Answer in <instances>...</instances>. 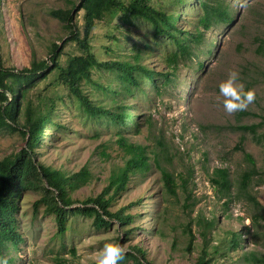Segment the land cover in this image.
<instances>
[{"label":"rangeland","instance_id":"rangeland-1","mask_svg":"<svg viewBox=\"0 0 264 264\" xmlns=\"http://www.w3.org/2000/svg\"><path fill=\"white\" fill-rule=\"evenodd\" d=\"M79 1L0 0V55L5 66L21 70L33 62L51 63L55 44L63 48L67 43V51L79 54L78 45L66 41L70 30L53 13L69 9L73 4L77 6ZM151 2L181 12L183 18L178 24L190 30L196 27L203 13L196 0ZM224 2L232 21L216 24L205 33L204 43L194 48L197 56L181 62L174 83L166 87L162 83L161 95H155L154 85L149 83L148 97L137 90L127 100V104L137 105V113L150 122L137 135L128 125L123 130L125 136L152 148L158 145L157 140H162L168 156L164 164L178 183L180 173L186 174L189 167L194 170L187 192L178 189L177 197L169 195L153 165L146 174L133 175L113 209L144 199L131 210L140 214L131 227L139 225V228L126 239L124 228H119L115 221L109 228L97 229L92 218L82 216H71L67 231L60 235L54 217L44 213L43 205L35 206L41 193L27 190L19 200L16 214L23 240L17 247L8 243L0 250V256L6 257L8 264H55L60 256L68 264H91L109 242L120 243L126 252L138 246L153 264H195L204 252L209 264H264V144L257 139L264 131V0ZM82 15L75 12L73 22L81 30ZM117 22L120 20L116 15L112 24L99 23L91 32L89 38L96 55L100 59L108 57L104 48L112 45L108 32H124L129 38L121 39L125 44L121 55H132L130 47L135 40L139 44L149 42L152 49L144 62L164 71L165 59L174 49L169 40L155 38L150 24L135 21L130 30L124 26L116 31ZM230 69L238 71L245 89L255 92V99L247 108L233 113L224 111V98L218 90ZM92 79L102 84L113 82L115 86L119 83L105 70H95ZM52 80L40 82L37 88L40 94L57 102L59 111L54 120L67 125V130L59 127L54 134L52 127L58 125L46 127L48 136L44 137L37 158L67 175L88 167L94 177L73 192V197L97 196L107 185L112 170L125 162V152L117 143V134L122 129L106 117L88 116L78 100L62 84H50ZM83 89L95 103L105 100L94 82L84 81ZM250 125L258 126L256 135L238 129ZM241 141L243 149L237 147ZM25 146L20 132L0 131V160ZM101 151L109 154L108 160L101 156ZM246 153L255 161L256 172L247 189L242 190V175L252 167ZM217 168L229 171L232 187L228 196L221 195L211 182ZM160 215L166 221L157 226ZM213 218L214 225L208 227L204 220ZM188 226L195 235L191 251ZM233 232L242 233L238 247H232ZM251 253L261 262L257 263ZM126 264L135 263L129 259Z\"/></svg>","mask_w":264,"mask_h":264},{"label":"trees","instance_id":"trees-1","mask_svg":"<svg viewBox=\"0 0 264 264\" xmlns=\"http://www.w3.org/2000/svg\"><path fill=\"white\" fill-rule=\"evenodd\" d=\"M196 1L203 13L199 16L196 27L190 30L186 25L178 24L179 19L183 18L181 12L155 6L151 0H80L77 6L73 4L69 9L53 12L70 30L66 41H74L78 45L79 54L67 51L65 49L67 43L63 48L55 44L51 51V63L46 60L33 62L30 67L21 70L5 66L0 55V131H18L26 142V146L20 152L0 160V250L8 243L17 247L23 240L18 230L16 214L19 210V200L27 190L41 193V198L35 202V206L43 205L44 213L54 217L60 235L67 231L71 216H82L92 218L97 229L109 228L115 221L119 228H124L126 239L139 228V225L131 227L140 215L131 210L142 204L144 199L133 201L117 210L113 209L118 198L129 187L133 175L146 174L153 165L159 171L163 187L169 195L177 197L178 189L187 192V186L194 173L192 168H187L186 174L178 175L180 180L178 183L177 178L164 164L168 156L162 140H157L158 145L152 148L148 144L132 141L125 136L123 130L132 126L137 135L150 122L149 118L145 119L143 115L137 113V105L127 104L129 97L137 90H140L144 97H148L149 83H153L155 95H161L162 83L163 87L174 83L181 62L197 56L194 48L204 43L205 33L216 24L232 21L225 0ZM75 12L83 13L82 30L77 24H73ZM116 15L120 20L114 23L116 31L124 26L130 30L139 21L152 26L151 32L155 38L164 37L163 39L169 40L174 49L165 59L164 71H157L144 62L145 55L152 49L149 42L139 44L138 40H135L130 47L132 55L130 57L121 55V48L125 45L121 39L129 38L124 32L119 34L108 32L112 40V45L104 46L108 57L100 59L96 55L89 36L99 23L112 24ZM124 23L128 24L122 26ZM95 70L111 72L119 83L115 86L113 82L102 84L94 81L92 75ZM51 78L53 80L50 84H62L78 100L88 116L106 117L122 129L117 134L119 136L117 143L125 152V162L112 170L107 185L97 196L83 199L73 197V192L92 181L93 172L88 167L67 175L61 170L43 164L37 158L43 139L48 136L46 127L58 125L55 129L52 127L54 134L59 127L67 130V125L54 120L59 111L57 102L48 95L40 94L39 87L37 88L40 82ZM84 81L94 82L102 90L105 100L100 103L92 101L84 92ZM132 110L136 112L133 113ZM257 127L239 126L238 129L256 135ZM257 139L264 144V131L257 135ZM242 143L243 141L237 147L243 149ZM100 153L108 160L109 154L106 151ZM246 158L252 167L242 175L240 181L242 190L247 189L252 175L256 172L252 156L246 153ZM211 182L221 195L230 194L232 181L227 169L217 168ZM214 219H206L204 222L211 227L215 223ZM161 221L164 223L166 218L160 215L157 226ZM199 223L203 224L202 221ZM187 233L188 250L191 251L195 235L189 226ZM241 238V232H233L232 247H238ZM251 256L257 263L261 262L255 253H251ZM129 259L135 264H153L146 259L145 251L138 246H133L132 251L125 252L123 260L118 264H126ZM55 264L68 263L60 256L56 258ZM195 264H209L207 254L204 252L200 255Z\"/></svg>","mask_w":264,"mask_h":264},{"label":"clouds","instance_id":"clouds-1","mask_svg":"<svg viewBox=\"0 0 264 264\" xmlns=\"http://www.w3.org/2000/svg\"><path fill=\"white\" fill-rule=\"evenodd\" d=\"M224 111L233 113L242 111L255 99L253 89H245L243 82L239 79V73L235 69H230L227 77L218 85ZM126 249L120 244L109 242L103 245L95 264H118L123 260ZM0 264H8L6 257L0 256Z\"/></svg>","mask_w":264,"mask_h":264},{"label":"water","instance_id":"water-1","mask_svg":"<svg viewBox=\"0 0 264 264\" xmlns=\"http://www.w3.org/2000/svg\"><path fill=\"white\" fill-rule=\"evenodd\" d=\"M11 101H9V103H10Z\"/></svg>","mask_w":264,"mask_h":264}]
</instances>
